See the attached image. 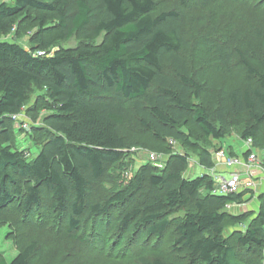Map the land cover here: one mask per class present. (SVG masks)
Returning a JSON list of instances; mask_svg holds the SVG:
<instances>
[{"label": "trees", "instance_id": "1", "mask_svg": "<svg viewBox=\"0 0 264 264\" xmlns=\"http://www.w3.org/2000/svg\"><path fill=\"white\" fill-rule=\"evenodd\" d=\"M215 1L0 2V35L24 27L32 32L30 47L0 39V228L14 208L25 222L47 210L57 226L67 224L71 238L103 252L114 250L124 235L163 240L175 226L172 252L182 262L141 255L139 264H264V251L262 261L254 257L264 250V195L237 232L239 248L247 251L241 257L225 236L226 224H238L239 214L226 206L245 203L246 192L212 195L206 173L184 176L187 156H171L164 170L147 163L132 172L129 164L132 150L148 148L141 135H149L197 151L201 165L213 168L212 151L188 129L190 119L205 138L223 141L229 117L247 114L241 138L264 149V70L240 55L248 84L229 92V107L218 109L216 126L199 102L203 88L181 56L188 14ZM73 38L75 47L61 46ZM207 47L210 57L232 67L227 47ZM33 108L46 111L41 126ZM23 110L35 121L25 131L36 142L35 153L15 144L11 116ZM107 180L115 182L109 196L94 202L97 186ZM183 207V215L170 217ZM39 249L33 239L0 264H52L39 262Z\"/></svg>", "mask_w": 264, "mask_h": 264}, {"label": "rangeland", "instance_id": "2", "mask_svg": "<svg viewBox=\"0 0 264 264\" xmlns=\"http://www.w3.org/2000/svg\"><path fill=\"white\" fill-rule=\"evenodd\" d=\"M2 1L13 3L15 0H0V2ZM160 1L166 3V0ZM167 2L169 3L168 5H172L169 1ZM196 18L199 21L198 23L193 21ZM184 27L187 46L181 56L188 62L192 77L203 88L199 102L207 109L213 124L219 126L217 112L220 107H229V92L234 88L248 84L246 79L247 72L242 65L238 64L240 55H245L256 69L264 70V0L215 1L209 7L204 9L199 7L196 11L190 12ZM31 33L28 28L24 27L18 33L13 31L9 35H0V39L20 42L30 47L28 39ZM213 42L227 47L232 52L231 68H226L217 57H210L206 53L208 52L207 44ZM77 44L76 38H73L61 46L72 48ZM36 94L37 92H35V99L39 98V94L37 96ZM34 108L32 110H37ZM36 114L38 116L37 126H41L46 111L44 109L37 110L34 115ZM27 117L33 123L35 122L32 115H27ZM248 122H250V119L247 114L230 116L228 119L230 133L223 141L205 138L191 119L187 127L195 136L200 137V143L203 146L211 149L213 156L220 151L236 156L237 152H240L239 148L243 147L241 133L243 126ZM15 130L16 146L23 149L28 148L32 150V153H35L37 151L34 145L36 142L25 131H20L18 128H15ZM139 140L140 144L148 146V148L137 147L132 150L134 156L129 163L133 167L132 172L137 171L143 164H147L148 153L153 151L164 156L166 162L168 158H172L175 155L187 156L188 165L184 169V176L187 178L201 176V170L209 169L201 165L200 154L197 151L186 149L181 143H171L169 141L160 143L154 141L149 135H141ZM263 150L261 149V151ZM166 167L167 165L162 164L157 166L159 170H164ZM129 178H125L124 182L118 183L124 185ZM114 183L111 180H107V182L105 181L98 185L94 192L93 201L102 202L107 198ZM201 194H204V190ZM261 200L264 201V196L261 197ZM261 200L258 202V199L254 198L253 200L251 198L246 203H243L241 207H235L230 211L233 214H239L240 221L238 224L229 221L225 226V236L234 245L241 257L245 255L244 253L241 254V252L247 253V251L239 248L236 241L237 232L245 229V224L256 213ZM185 209L187 210V207H183L182 210L180 209L178 213L172 214L170 217L176 218L183 215ZM6 218L8 222L0 228V258L5 257L8 260H12L22 247L35 239L40 244V256L38 257L40 263L139 264L138 258L141 255L163 257V259L182 262V259L172 252L173 242L176 238L175 226L168 230L163 240L157 241L138 237L130 241V237L126 238L124 235L123 238L117 241L119 245L115 246L114 250L106 249L102 252V250L95 248L94 245H86L79 240L71 238L67 234V224L64 223L57 226L52 220L53 216L47 210H43L39 217H32L28 222H25L24 218L19 216L16 208H14L6 213ZM241 221L242 223H240ZM115 239L113 238V242H115ZM263 251L254 255L255 258L259 259V262L263 259Z\"/></svg>", "mask_w": 264, "mask_h": 264}, {"label": "built area", "instance_id": "3", "mask_svg": "<svg viewBox=\"0 0 264 264\" xmlns=\"http://www.w3.org/2000/svg\"><path fill=\"white\" fill-rule=\"evenodd\" d=\"M44 53H39L43 55ZM18 129L26 132L31 131L32 121L27 117L25 110L20 114L11 116ZM174 143V142H171ZM242 154L228 155L225 151L217 152L214 156L215 166L211 169H203L213 180L212 195L224 196L232 193L246 192V196H251L252 191L258 187V181L251 175V170L260 169L264 174V150L254 147L252 138L243 141ZM248 154V157L244 155ZM147 163H152L156 167L160 164L166 165L164 156L158 153H148ZM223 167L228 173L221 172ZM242 168L245 170L243 171ZM264 176V175H263ZM242 204H228L226 210L231 211L235 207H241Z\"/></svg>", "mask_w": 264, "mask_h": 264}, {"label": "crops", "instance_id": "4", "mask_svg": "<svg viewBox=\"0 0 264 264\" xmlns=\"http://www.w3.org/2000/svg\"><path fill=\"white\" fill-rule=\"evenodd\" d=\"M17 128V127H16ZM243 148V147H242ZM242 148H239V151L240 152H237V154H242L243 153V151H241V149ZM242 152V153H241ZM234 153H236V152H234ZM202 169V168H201ZM221 172H224V173H228V171L225 169V168H223V167H221L220 169H219ZM242 170L243 171H245L243 168H242ZM206 171H204V170H201V175L203 174V173H205ZM251 175L255 178V179H257V180H259L258 181V187H257V189L255 190V193H253V191H252V193H251V196L249 197L248 196V198H247V196L244 198V200L247 202V201H249L251 198H253V200H254V198L255 199H258V202L260 201V197L261 196H263L264 195V174H263V172H262V170H260V169H254V170H251ZM258 194H257V193ZM245 202V203H246ZM259 207H260V204L258 205V209H259ZM258 209H257V211H258ZM257 211H256V213H257Z\"/></svg>", "mask_w": 264, "mask_h": 264}]
</instances>
